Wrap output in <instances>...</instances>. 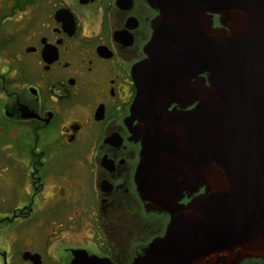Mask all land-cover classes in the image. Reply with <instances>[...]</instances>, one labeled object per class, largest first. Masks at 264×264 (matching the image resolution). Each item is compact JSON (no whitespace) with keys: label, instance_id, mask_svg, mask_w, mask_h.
Masks as SVG:
<instances>
[{"label":"flooded vegetation","instance_id":"af4514ba","mask_svg":"<svg viewBox=\"0 0 264 264\" xmlns=\"http://www.w3.org/2000/svg\"><path fill=\"white\" fill-rule=\"evenodd\" d=\"M158 15L149 0H0V264H134L166 235L138 193L131 113Z\"/></svg>","mask_w":264,"mask_h":264},{"label":"water","instance_id":"95a60500","mask_svg":"<svg viewBox=\"0 0 264 264\" xmlns=\"http://www.w3.org/2000/svg\"><path fill=\"white\" fill-rule=\"evenodd\" d=\"M149 2L159 15L132 69L136 183L170 220L134 264L264 259V0Z\"/></svg>","mask_w":264,"mask_h":264}]
</instances>
